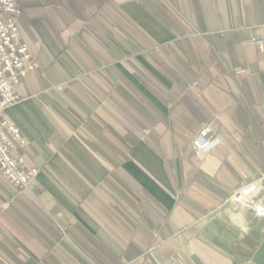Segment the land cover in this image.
Masks as SVG:
<instances>
[{
	"label": "crops",
	"instance_id": "0c3cea01",
	"mask_svg": "<svg viewBox=\"0 0 264 264\" xmlns=\"http://www.w3.org/2000/svg\"><path fill=\"white\" fill-rule=\"evenodd\" d=\"M19 5L37 68L6 116L38 175L0 172V264H264V218L224 205L264 177V0Z\"/></svg>",
	"mask_w": 264,
	"mask_h": 264
},
{
	"label": "built area",
	"instance_id": "2783aa9c",
	"mask_svg": "<svg viewBox=\"0 0 264 264\" xmlns=\"http://www.w3.org/2000/svg\"><path fill=\"white\" fill-rule=\"evenodd\" d=\"M20 0H0V172L3 178L13 184L19 192L30 191L32 181L38 175L35 168H21L22 158L12 154L14 145L21 147L26 140L6 116L7 108L20 101L15 88L37 68L18 31L21 14ZM261 48L262 45H259ZM190 145L197 153L207 151L217 141L210 124H204ZM263 176L251 180L234 190L224 205L231 210H245L256 219L264 218ZM162 264H179L176 258ZM245 264V263H242Z\"/></svg>",
	"mask_w": 264,
	"mask_h": 264
},
{
	"label": "rangeland",
	"instance_id": "374dc122",
	"mask_svg": "<svg viewBox=\"0 0 264 264\" xmlns=\"http://www.w3.org/2000/svg\"><path fill=\"white\" fill-rule=\"evenodd\" d=\"M260 45V44H259ZM259 45H258V47H259ZM263 47V46H262ZM262 47L260 48V49H262ZM189 148L194 152V153H197L193 148H191V145H189Z\"/></svg>",
	"mask_w": 264,
	"mask_h": 264
}]
</instances>
